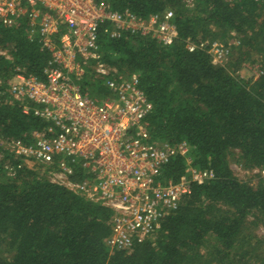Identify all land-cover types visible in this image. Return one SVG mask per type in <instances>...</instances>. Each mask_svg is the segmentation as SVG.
Returning <instances> with one entry per match:
<instances>
[{"label":"trees","instance_id":"1","mask_svg":"<svg viewBox=\"0 0 264 264\" xmlns=\"http://www.w3.org/2000/svg\"><path fill=\"white\" fill-rule=\"evenodd\" d=\"M185 1L109 0L112 9L142 18L172 11L178 38L164 47L150 38L101 34L98 44L102 61L138 75L152 104L150 137L186 141L192 166L212 170L213 178L191 186L154 239L128 251L109 250L108 209L51 184L40 167L9 174L4 165L11 158L4 152L0 251L7 254L0 255V264H264V247L251 257L240 252L247 243L254 244L252 251L264 244L244 232L249 216L252 225L264 227V179L249 185L229 167L236 150L244 168L264 166V0H191L190 9ZM230 34L238 38L236 51L243 52L233 61L231 51L227 66H213L205 52L185 49L188 38L226 43ZM5 44H12L13 51L11 61L0 57V138L26 139L45 123L22 113L6 92V81L17 69L40 77L48 53L36 39H28L25 23L0 24V45ZM250 52L260 55L262 74L243 78L229 71ZM184 171V159L176 157L162 177L176 181Z\"/></svg>","mask_w":264,"mask_h":264},{"label":"built area","instance_id":"2","mask_svg":"<svg viewBox=\"0 0 264 264\" xmlns=\"http://www.w3.org/2000/svg\"><path fill=\"white\" fill-rule=\"evenodd\" d=\"M20 23L48 58L40 77L17 69L6 92L23 114L45 125L26 139L0 138V150L11 158L4 168L13 174L15 168L40 167L51 184L108 209L109 250L128 251L154 239L191 186L214 175L192 166L186 141L150 137L152 104L138 75L102 61L98 41L104 34L170 46L178 38L173 12L142 18L112 9L109 0H0V24ZM184 45L188 52L208 54L213 66H225L231 54L229 44L219 40L188 38ZM12 51V44L0 45L1 58L11 61ZM260 74L258 68L253 78ZM176 157L184 159L185 171L176 181L165 180L162 170ZM241 170L264 179V166Z\"/></svg>","mask_w":264,"mask_h":264},{"label":"rangeland","instance_id":"3","mask_svg":"<svg viewBox=\"0 0 264 264\" xmlns=\"http://www.w3.org/2000/svg\"><path fill=\"white\" fill-rule=\"evenodd\" d=\"M185 4H186V7L188 9H190V8H192L194 6L191 3V0H189L188 2L185 1ZM236 42L239 43L238 38L236 37V35H232V34H230V38L226 41V43H228L229 46L231 47L232 60L233 61H234V59L236 57L238 58L239 55H241V53L243 52L242 48L241 49L239 48L236 51V48H237ZM259 60H260V55L257 56L254 52H250L248 54V58L247 59H244L243 61H241V63L239 65H237L236 67H234L233 64H232L231 65V68L229 69V71H232L233 70V72L235 71L234 72L235 74H238V75H240V77H243V78L254 77L255 76V73L257 72V69L259 68V66H258L259 65L258 64ZM229 61L225 64L226 66H227L228 63H230ZM233 61H232V63H233ZM3 153H4L3 151H0V159L3 156ZM239 157H240V153L237 150L236 151H233L229 155V162H230L229 163V167H230L232 173L234 174V176L238 180H240L242 182H246L249 185L256 186L258 184V181H260V179H258L257 177L249 176V175L245 174L241 170L244 167H243V164H241V160L239 159ZM252 219H253L252 216H249L247 218L246 230L244 232L247 233V235H249V237L252 238L253 236H255L254 238H256L258 240L260 239L262 241V243H264V227L262 225H259V226L252 225L251 224ZM252 242L255 243L256 241L255 240H252ZM253 245L254 244L247 243L245 246H243L240 249V252L243 253V251H244V252H246V254L249 252L248 255H249V257H251L254 254H258L259 252L263 251L262 249L264 247V244L263 245L260 244V247H261L260 248V251L259 250L252 251L253 250ZM6 254H7V252H5L3 250L0 251V255L1 256H4ZM242 262L243 261H241V262L238 261L237 264H241ZM245 262H243L242 264H244Z\"/></svg>","mask_w":264,"mask_h":264}]
</instances>
